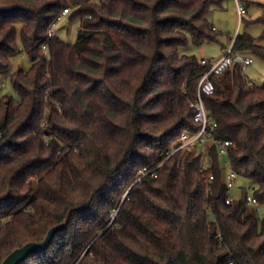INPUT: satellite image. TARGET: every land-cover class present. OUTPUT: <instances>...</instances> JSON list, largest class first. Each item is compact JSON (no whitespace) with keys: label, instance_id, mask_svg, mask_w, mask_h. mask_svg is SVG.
I'll list each match as a JSON object with an SVG mask.
<instances>
[{"label":"trees","instance_id":"obj_1","mask_svg":"<svg viewBox=\"0 0 264 264\" xmlns=\"http://www.w3.org/2000/svg\"><path fill=\"white\" fill-rule=\"evenodd\" d=\"M223 1L0 0V86L9 75L15 92L0 95V264L61 223L18 264H264V216L243 188L226 203L217 144L137 180L201 127L190 100L210 63L179 49L218 38L208 14ZM68 6L74 42L48 34ZM259 38L240 32L233 49L264 60ZM22 51L30 67L11 70ZM211 79L215 139L263 203L264 84L240 63Z\"/></svg>","mask_w":264,"mask_h":264},{"label":"built area","instance_id":"obj_2","mask_svg":"<svg viewBox=\"0 0 264 264\" xmlns=\"http://www.w3.org/2000/svg\"><path fill=\"white\" fill-rule=\"evenodd\" d=\"M235 2L238 15V29L236 33L231 37L230 43L226 48L223 56H221L217 60L202 58V63H210V67L199 81L197 97L193 100H190L191 106L196 110L195 120L201 123L200 129L198 131L183 130L166 149L164 159L160 161L156 166L150 169H142L137 180H140L143 176L149 173H152L154 176H156V170L160 168L163 163L174 153L179 151L189 150L194 154L207 153L209 148L213 144H217L221 157L225 156L228 158L229 149L233 145V142L229 139H215L214 132L217 126V122H215L210 117L208 109L203 99V94H211L214 91V83L211 79V74L218 75L222 73L227 67L232 66L234 63H240L241 68L244 71L248 65L254 62V58L251 54L235 52L233 49V45L235 43L237 35L240 33L242 21L244 20L248 11L246 6V0H235ZM74 8L75 7L68 6L62 10L61 14L52 23L51 27L48 30V34L50 37L56 35L55 28L61 20H63L67 15H69L73 11ZM43 48L47 50L49 48V42L45 43L43 45ZM8 81L9 75L5 76L1 86L4 87ZM207 163H209V161H205L202 166L205 167ZM228 165V171L225 173V182L227 184L228 193L226 197V203L231 204L237 197V193L240 188H243L245 189L247 203L249 205L258 206L260 202L254 194V191L256 189V183L247 180L239 171L234 169L230 164ZM209 179L213 180L214 175L210 174Z\"/></svg>","mask_w":264,"mask_h":264},{"label":"rangeland","instance_id":"obj_3","mask_svg":"<svg viewBox=\"0 0 264 264\" xmlns=\"http://www.w3.org/2000/svg\"><path fill=\"white\" fill-rule=\"evenodd\" d=\"M246 1H249L248 11L247 15L242 21L240 32L246 31L252 36L259 38L263 34L264 28L261 23L257 22V20L264 13V0ZM70 15L71 14L67 15L59 22L55 28V32L63 40L67 42H74L77 39L78 31L81 27V21L79 17L72 19ZM208 19L210 23L219 30L218 38L212 41H206L202 44H195L193 41H190L188 44L180 47L179 50L181 54H195L200 59L203 57L217 59L225 52L227 46L229 45V37L233 36L238 29V15L235 0H224L222 5H212L208 14ZM18 41L19 43L21 42L20 37H18ZM258 41L261 45H264V39L259 38ZM252 56L254 58V62L247 66V68L244 70V73L254 84L263 85L264 60L255 55ZM30 64L31 62L27 53L22 51L14 57L11 70H16L19 66L28 69ZM4 94L15 95L10 81H8L4 87L0 86V95ZM222 162L225 174L229 168V160L224 156L222 157ZM256 207L259 214L264 216V202L260 203Z\"/></svg>","mask_w":264,"mask_h":264},{"label":"water","instance_id":"obj_4","mask_svg":"<svg viewBox=\"0 0 264 264\" xmlns=\"http://www.w3.org/2000/svg\"><path fill=\"white\" fill-rule=\"evenodd\" d=\"M63 226L64 223L54 225L48 230L44 239L29 241L24 245L15 248L3 259L1 264H18L31 253L46 249L52 241L55 233L62 229Z\"/></svg>","mask_w":264,"mask_h":264},{"label":"crops","instance_id":"obj_5","mask_svg":"<svg viewBox=\"0 0 264 264\" xmlns=\"http://www.w3.org/2000/svg\"><path fill=\"white\" fill-rule=\"evenodd\" d=\"M231 37H232V36H231ZM231 37H229V43H230ZM227 47H228V46H227ZM224 53H225V52H224ZM224 53H223L221 56H223ZM221 56H220V57H221ZM220 57H219V58H220ZM203 58H207V57H203ZM219 58H217V59H219ZM208 59H211V60H217V59H214V58H208Z\"/></svg>","mask_w":264,"mask_h":264}]
</instances>
